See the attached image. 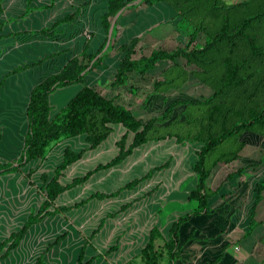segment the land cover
<instances>
[{"label": "trees", "instance_id": "16d2710c", "mask_svg": "<svg viewBox=\"0 0 264 264\" xmlns=\"http://www.w3.org/2000/svg\"><path fill=\"white\" fill-rule=\"evenodd\" d=\"M134 1H138L134 12L156 8L160 3L166 4L173 12L172 18L166 22H157V25L165 23L175 29L188 27L190 32L184 42L177 43L172 49L157 47L147 54H136L140 38L132 36L131 32L135 29L138 31V25L123 32L121 39H125V43L119 44L117 38L112 35L110 45L112 51L121 52L122 57L114 66L110 79L104 85L105 88L123 87L133 75L142 80L158 64L166 63L165 70H162L158 79L151 84L153 94H161L163 89L168 88L179 89L187 76H191L211 89L210 96L201 102L175 100L168 104L159 116L143 122L140 118L134 117L130 109L115 104L114 97L108 98L101 90L86 86V73L99 66L105 57L98 55L108 41L111 21L127 4ZM29 10L26 5L21 17L29 13ZM152 12L150 15L155 16ZM76 14L77 10L62 16L49 28L39 29L29 35L46 37L51 33L49 31L57 26L70 23ZM118 19L119 17L114 19L111 28L113 34L116 33ZM151 19L155 18L141 19L139 22ZM99 25L104 33V40L93 53L88 52L89 41L92 38L89 35V39L78 53L63 62L57 71L39 78L29 91L22 149L16 160L0 163V178L20 173V170L24 169L23 178L29 181L37 170L42 168V163L52 148L62 141L82 136L88 146L77 152L65 147L60 161L51 168L52 175L47 176L44 172L37 175V180L41 183L37 190L42 194L40 202L36 208L29 210L24 222L16 231L10 232L0 240V260L18 247L31 226L44 218H53L77 210L92 200L115 198L123 191L134 189L154 172L167 168L169 159L159 166L150 168L141 177L131 179L113 192H94L71 205L55 204L61 194L81 186L93 174L120 165L134 149L148 142L173 138L176 144L186 142L200 145L190 166L195 176L194 186L186 196V203H191L192 207L169 224L166 238H163L158 227L153 225L148 231L146 242L134 258L138 263L133 259L124 263L171 264L177 259L178 248L181 246L178 240L179 227L189 219L204 213L208 200L217 195L225 182L235 176H242L246 170L260 164L258 161L231 169L213 188L208 185L214 170L220 164L226 166L239 158L238 154L244 147L243 142L237 143L241 134L264 135V0H238L235 3H226L223 0H106ZM146 31L149 29L143 33ZM199 35L203 36L201 44L196 41ZM10 36L7 34L6 38ZM60 54L61 52L45 55L30 64L24 63L13 67L1 76L0 88L9 76L37 67ZM72 85H80L79 90L56 113H51L49 96L57 89ZM129 93L134 94L131 85ZM180 106L184 107L183 119L178 115L172 116L173 110ZM114 125L124 130L115 142L116 154L107 162L97 164L79 176H73L68 183L62 185L59 179L63 177V172L76 163L86 151L95 149L103 142L112 132ZM225 147L228 149L222 151L221 149ZM30 185L35 184L31 182ZM263 191L264 176L254 187L249 225ZM152 192L153 188L144 193V197ZM140 198L120 205L116 211L105 214L98 221L96 227L85 238L84 245L78 252L76 264H90L91 259L83 260L85 245L100 231L106 219H112L124 212ZM66 235L67 232H62L47 244L35 258L34 264H44L43 255ZM114 250L116 245L109 247L103 255Z\"/></svg>", "mask_w": 264, "mask_h": 264}, {"label": "rangeland", "instance_id": "374dc122", "mask_svg": "<svg viewBox=\"0 0 264 264\" xmlns=\"http://www.w3.org/2000/svg\"><path fill=\"white\" fill-rule=\"evenodd\" d=\"M0 1L11 3L17 7H23L22 10L27 5L28 9L36 10L38 12L37 17H41L40 20L44 19L43 14L47 11L46 22L34 25L28 23L27 20L25 21L26 17L20 16L19 22L14 25H4L3 27L4 31L14 32L9 34L12 37L18 36V42L23 44V46L25 45L24 47L22 46V59L19 61L20 63H25L24 61L34 62L37 59H41L45 55L61 52V54L57 57L49 59L41 65L34 67L36 70L37 80L46 74L57 71L63 62H65L72 55L78 53L85 41L89 39V35H91L92 38L89 41L88 52L93 53L97 49L98 45H100L104 40V33L100 28L99 18L104 13L106 0ZM223 1L226 3H235L238 0ZM49 3L51 4L50 6ZM137 3L138 1L129 3L117 13L116 18L119 17V19L117 22L118 26L116 27V33L113 34V32H110L107 35L108 41L104 44L101 53L98 55H105L102 62H105L106 64L113 63L114 67L116 66L118 60L122 57L121 52L114 53L112 51L110 46L112 35L117 38V42L119 44H122L123 42L125 43V39H121V36L126 29L136 27L141 19H148L150 17L155 18V16L150 15L154 7H152L153 9L147 8L134 12V7ZM76 10L77 14L70 23L61 24L52 31L48 30L51 33H48L46 37H41L40 35H29L39 29L49 28L53 22L57 21L66 14L73 13ZM157 24L158 23L155 22L153 25H148L149 31L139 35L140 41L136 46V54H147L150 50L157 47L172 49L177 43L184 42L190 32L188 27L175 29L165 23L160 25ZM1 27L2 25L0 24V29ZM10 27H12L13 30H9ZM135 30L137 31V29ZM29 38L31 41H34L30 45L31 50H33L32 47L35 49L33 50L34 53H31L32 57L29 60H25L27 59L26 50H28ZM196 41L201 44L203 36L199 35ZM102 67V64H100L92 71L87 72L85 75V82L87 85L101 90L104 95L109 96L110 93L107 92L110 88H105L104 85L110 79L112 75L111 70L113 68L110 69ZM166 67V63L158 64L155 69L148 72L142 80L138 79L136 75H133L132 79L122 87L124 95L128 97L132 96H130L129 93V85L132 86L134 91L133 96L136 95L137 90L139 91L138 100L141 101L143 98V103L139 108L142 110L140 112L142 114L141 120L143 122L152 117L159 116L162 110L175 100L201 102L210 96L212 92L208 86L198 82L191 76H187L185 82L179 89L168 88L163 89L161 94H153L151 84L154 80L158 79L159 74L162 70H165ZM54 94L55 93H53V97L50 98V101L57 98ZM135 102L138 101L135 100ZM183 111V106L177 107L173 110L172 116L178 115L181 119H183ZM239 142H243L244 147L239 152V158L237 161L231 162L226 166L220 164L217 169L214 170V174L208 185L213 188L231 169H236L247 164H254L258 161H260V164L257 167L246 170L242 176H235L225 182L217 195L208 200V206L205 213L209 217L212 216L210 218L211 220H215L213 222V229H208V226H210L209 223L202 224V226H206L208 230H204V228H202L199 233L193 235L191 234L190 240L214 241L220 238L223 234L226 236L228 234L227 227L229 225L226 227L223 221L228 222L230 218L228 219L224 216V212L223 214L222 212L220 214L217 211L221 208H231L232 216L236 217H234V221L236 223V221L241 217L240 214L243 212L244 208L251 204L254 197V187L264 176V135L243 133L237 139V143ZM199 146L200 145L197 143L188 144L186 142L176 144L173 138L164 139L158 142H148L133 151L135 155L133 156V161L129 165L125 166L120 163L121 165L119 166L93 174L81 186L74 187L61 194L58 197L59 199L55 201V204L71 205L72 203L82 200L94 192H113L131 179L141 177L150 168L159 166L169 159L170 161L167 168H161L159 171L154 172L150 178L135 187V193L138 190V195H140L141 198L139 197V200L132 203L133 206H137V209L141 208L142 203H146L150 199H153L154 201L159 199L160 204L158 210H156L158 212H155L154 220L157 221L156 223L158 227L161 229L162 234L165 235L166 228L169 224L176 217L188 212L192 207L191 203H186V196L189 190H191L194 186L195 176L192 174L190 166L195 160L194 154L198 151ZM227 149L228 148L225 147L221 150L225 151ZM40 172H44L47 176L52 175L51 167H42L38 169L36 174L31 177L32 182L35 184L31 188L33 192L31 193L27 191L28 194L20 190L17 185L13 184L12 186L11 184H8V179L6 180L5 178H0V238L6 236L5 232L13 225L15 216H18L19 211L14 206L20 193H25L27 198L29 196V200H31L32 203L34 202V199L36 200L35 202H39L42 194L37 191L39 186H41V183L37 180V175ZM71 178L72 175L67 169L63 172V177L59 179V182L64 185L68 183ZM156 178H160L157 183L155 182ZM152 188L153 192L144 197V193ZM128 194H131V190L121 192L119 197L123 198V195L128 196ZM115 201V199L102 201L92 200L77 210H72L62 215H56L49 221V227H52L53 225V227H56L57 224H61L60 228H64L66 225L71 226L73 224H79L81 230L86 234L85 236H88L89 233L96 227L99 217L103 215V212L109 211L113 213L116 209L114 206ZM128 211L129 210L126 212ZM8 212H10V216L7 215ZM6 217H8L10 223L6 221ZM255 217L257 220H264V191L262 193V200L257 206ZM5 224L9 225L5 227ZM215 224L224 228L218 229V225L215 226ZM185 225L187 226L188 224L186 223ZM205 234L206 236H204ZM262 235H264V221L255 227L250 240H257V238H261ZM95 236L91 239V241L96 238ZM233 237L234 236L232 235L231 239ZM260 244L264 245V236L261 238ZM233 246L234 245L227 247L226 252L233 254Z\"/></svg>", "mask_w": 264, "mask_h": 264}, {"label": "crops", "instance_id": "0c3cea01", "mask_svg": "<svg viewBox=\"0 0 264 264\" xmlns=\"http://www.w3.org/2000/svg\"><path fill=\"white\" fill-rule=\"evenodd\" d=\"M22 8L23 7H17L11 3L0 1V24L2 25L0 31V78L13 67L24 64L19 62L22 59L21 51L23 44L18 42V36L6 38L7 34L10 35L9 33L14 32L3 30L4 25H14L20 21V16L24 10H22ZM37 14L38 12L36 10L30 9L29 13L24 16L26 17L25 21L27 20L28 23L34 25L46 22L47 11L43 14V20H40L41 17H37ZM152 14L155 15V19L138 22V31L132 30V36L141 35L148 28V25H153L155 22L168 21L172 18L173 12L166 4L160 3L154 8ZM10 29L13 30L12 27H10L9 30ZM32 42L34 41H31L29 38L28 50H26L27 59L25 60H29L32 57L31 53H34L33 50L35 48L32 47L33 50L30 48ZM24 62L26 64L31 63V61ZM101 64L103 66L102 68H114L113 63L106 64L102 62ZM36 82V70L35 68H29L21 73L9 76L5 80L4 85L0 88V163L16 160L21 152L23 136L26 131V103L29 91ZM86 86L88 85L86 84ZM79 88L80 85H72L61 88L62 90H55L53 93H55L54 96H57V98L50 101V98L53 97V93L48 98L49 105L52 107L51 113H56L67 100L79 90ZM107 93H110V95L105 96L108 98L114 97L113 102L115 104L130 109L134 117L142 118L140 112L142 110L139 108L143 103V98L141 101L138 100V90L136 91V95H130L131 97L124 95L122 87L110 89ZM135 100L138 102H135ZM123 132L124 130L120 126H112V132L103 142L95 149L86 151L76 163L67 168L72 177L79 176L81 173L92 169L95 165L103 164L110 160L117 151L115 142L120 138ZM87 146L82 136L62 141L48 153L45 161L42 163V167H55L60 161L62 150L65 147H68L73 152H77L87 148ZM133 151H135V149ZM133 151L130 156L123 160L121 163L122 165L124 164L127 166L133 161V156L135 155ZM29 165H31V163ZM24 174L25 170L21 169L20 173L9 174L3 178L6 180L8 179L7 183L12 184V186L13 184L17 185L19 189L26 192V194H28L27 191L32 193V186L30 185L32 180L31 178L29 181L24 179ZM159 180L160 178H156L155 182L157 183ZM23 192L18 195L17 202L14 206L19 211L18 216H15L13 225L5 232L6 236L10 232L16 231L24 222L29 210L31 208H36L40 202V200L39 202H35L36 200L34 199L32 203L31 200H29V196L27 198L26 194ZM262 193L259 203L262 200ZM138 194V190L135 193L134 188L128 196L123 195L124 197L120 198L119 194L117 197L111 198L116 200L114 202V206L116 207L114 211H116L120 205L139 198L140 195ZM259 203L253 211L251 225H249L250 205L244 208L243 212L240 214L241 217L236 223L234 221L235 216H232L231 208H221L218 210L217 212L220 214L224 212V216L228 219L230 218L229 221L231 223L229 221H223L226 227L229 225L227 227L228 234L226 236L223 234L214 241L190 240V235L199 233L202 228H204V230L213 229V222L215 220L213 221L210 219L212 216L209 217L206 215V210L204 213L189 219V221L179 227L178 240L181 246L178 248L177 259L171 264H264V245L260 244V240L264 235L259 239L257 238V240H250L255 227L264 221L260 219L257 220L255 217ZM159 204V199L155 201L150 199L146 203H142L141 208L137 209V206H133L132 204L124 212L115 215L112 219H106L100 231L96 234V238L92 241L90 240V242L85 245L83 249V260L86 261L91 259L90 264H124L133 259L134 262L136 261L138 263L137 259L134 258H136L140 249L146 242L149 229L153 225L158 227L154 217L156 210L159 208ZM127 210L129 211L126 212ZM9 213L10 212L7 213L8 216H10ZM107 213L110 212H103L99 220ZM6 218V221L10 223L8 217ZM51 219L53 218H44L38 224L31 226L24 234L18 247L12 250L6 258L0 260V264H34L35 258L45 246L51 243L53 239L62 232H67L66 237L43 255V263L76 264V258L80 248L84 245L85 237H87L85 236L86 234L81 230L79 224H73L71 226L66 225L64 228H60L61 224H57L56 227H53L54 225L49 227V221ZM186 223L188 224L187 226L185 225ZM206 223L210 225L208 229L206 226H202V224ZM8 225L9 224H5V227ZM216 225L218 224H215V226ZM217 228L223 229L224 227L222 228L218 225ZM158 229L161 236L166 238L168 227L166 228L165 235L162 234L159 227ZM232 235L234 237L231 239ZM6 236L0 239L2 240ZM204 236H206V234ZM113 245H116V250L103 255L107 249ZM232 245H234L233 254H229L226 252V249Z\"/></svg>", "mask_w": 264, "mask_h": 264}, {"label": "water", "instance_id": "95a60500", "mask_svg": "<svg viewBox=\"0 0 264 264\" xmlns=\"http://www.w3.org/2000/svg\"><path fill=\"white\" fill-rule=\"evenodd\" d=\"M117 15V14H116ZM116 15L114 16L113 20L111 21V24L109 26V30H108V34L111 32V28H112V25H113V22H114V19L116 18Z\"/></svg>", "mask_w": 264, "mask_h": 264}]
</instances>
